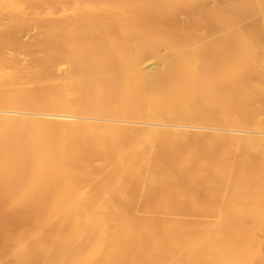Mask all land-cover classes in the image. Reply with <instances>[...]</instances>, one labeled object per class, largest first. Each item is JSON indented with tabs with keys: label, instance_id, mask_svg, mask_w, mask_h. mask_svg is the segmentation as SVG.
Here are the masks:
<instances>
[{
	"label": "bare ground",
	"instance_id": "obj_1",
	"mask_svg": "<svg viewBox=\"0 0 264 264\" xmlns=\"http://www.w3.org/2000/svg\"><path fill=\"white\" fill-rule=\"evenodd\" d=\"M0 264H264V0H0Z\"/></svg>",
	"mask_w": 264,
	"mask_h": 264
}]
</instances>
